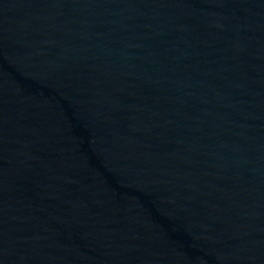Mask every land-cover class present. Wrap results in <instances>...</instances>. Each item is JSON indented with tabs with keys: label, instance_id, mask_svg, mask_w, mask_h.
I'll list each match as a JSON object with an SVG mask.
<instances>
[{
	"label": "water",
	"instance_id": "obj_1",
	"mask_svg": "<svg viewBox=\"0 0 264 264\" xmlns=\"http://www.w3.org/2000/svg\"><path fill=\"white\" fill-rule=\"evenodd\" d=\"M0 264H264V0H0Z\"/></svg>",
	"mask_w": 264,
	"mask_h": 264
}]
</instances>
